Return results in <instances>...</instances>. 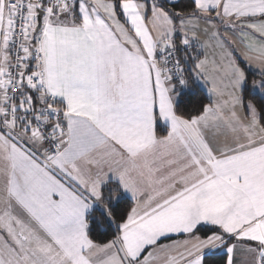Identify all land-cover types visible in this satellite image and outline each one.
Here are the masks:
<instances>
[{"label": "snow or ice", "instance_id": "snow-or-ice-1", "mask_svg": "<svg viewBox=\"0 0 264 264\" xmlns=\"http://www.w3.org/2000/svg\"><path fill=\"white\" fill-rule=\"evenodd\" d=\"M0 264H264V0H0Z\"/></svg>", "mask_w": 264, "mask_h": 264}]
</instances>
